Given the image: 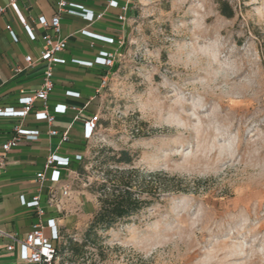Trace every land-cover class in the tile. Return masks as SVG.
Wrapping results in <instances>:
<instances>
[{
	"label": "rangeland",
	"instance_id": "rangeland-1",
	"mask_svg": "<svg viewBox=\"0 0 264 264\" xmlns=\"http://www.w3.org/2000/svg\"><path fill=\"white\" fill-rule=\"evenodd\" d=\"M222 2L233 18L221 15ZM133 7L100 99L83 173L75 172L65 190L70 202L61 211L66 226L56 263L201 264L214 251L212 264H264V0H134ZM218 37L221 60H238L242 71L230 81L217 80L218 89L237 86L207 95L198 115L215 110L216 122L236 137L237 147L218 161L213 153L207 168L181 171L182 153L195 150L204 137L165 121L179 116L195 123L188 113L205 95L198 81L216 65L208 58L189 63V56ZM252 72L254 84L241 86ZM120 150L132 155L131 165L106 161ZM117 169L137 170L138 183L150 179L159 199L112 229L97 230L96 243L77 258L69 248L82 243L93 214L73 199L86 198L87 205L95 197V212L97 196L88 188L113 179Z\"/></svg>",
	"mask_w": 264,
	"mask_h": 264
},
{
	"label": "crops",
	"instance_id": "crops-1",
	"mask_svg": "<svg viewBox=\"0 0 264 264\" xmlns=\"http://www.w3.org/2000/svg\"><path fill=\"white\" fill-rule=\"evenodd\" d=\"M57 2L16 0L15 10L7 0H0V110H20L18 100L36 92L43 83L45 64L36 62L28 66L25 62L26 57L36 61L42 50V36L47 31L40 26L39 19L50 20L58 15L60 31L53 40L65 42L64 50L56 54L64 63L52 67L54 86L46 109L37 101L25 117L0 116V160L4 163L0 172V231L24 239L39 220L37 210L30 206L37 198L43 211L40 219L45 238H50V222L59 233V240L51 242L56 249L66 226L61 211L70 202L65 190L92 139L85 137L84 123L96 116L110 72L93 62L100 53L118 55L135 16L134 0H69L70 6L63 12H58ZM112 2L116 6H111ZM17 68L21 69L18 73ZM42 112L54 116L52 125L37 117ZM15 126L36 137L24 139L4 153L2 146L15 136ZM51 130L57 136L51 137ZM62 134H67L66 142H61ZM50 156L68 160V166L45 169ZM77 157L81 160L77 161ZM40 172L44 175L41 182L36 177ZM90 197L93 200L88 199L87 205L86 198L73 200L83 212L88 206V214L92 215L96 200ZM10 244L0 237V264H24L27 252L16 244L8 251ZM52 264H57L56 259Z\"/></svg>",
	"mask_w": 264,
	"mask_h": 264
},
{
	"label": "built area",
	"instance_id": "built-area-1",
	"mask_svg": "<svg viewBox=\"0 0 264 264\" xmlns=\"http://www.w3.org/2000/svg\"><path fill=\"white\" fill-rule=\"evenodd\" d=\"M8 4L16 10V0H7ZM111 6H116V3L112 2ZM70 6L69 0H58L57 2V9L58 12H63L64 9ZM2 12V9H0ZM68 13L74 14V12L69 11ZM85 17V16H84ZM40 26L47 31L42 36V50L39 54V57L36 61H32L30 57L25 58V62L28 66H32L36 62L44 63L45 70H44V77L43 83L41 87L29 96L22 97L18 100L19 105L21 106L20 110L14 109H6L0 110V116L3 117H25L27 116L33 107L35 102H40L44 108L46 109L47 100L51 92L53 91V72L52 67L55 64H63L64 60H61L56 57V54L62 52L65 48L64 41H55L53 38L59 34L60 31V23H59V16L55 15L50 20H45L44 18L39 19ZM7 31L11 38L16 41V37L13 32L7 27ZM116 59V55L109 54V53H100L93 62L95 65H99L108 69H111L114 65ZM76 64L83 65V66H91V63H80L75 62ZM21 69H16L15 72H20ZM105 82L103 81V85ZM40 119L45 120L49 125H52L54 122V116L47 114L46 112H42L37 116ZM97 116L92 117L91 119L87 120L84 123V135L87 139H90L94 136V132L97 126ZM13 132L15 136L8 142H6L2 146V151L4 153L10 151L11 149L16 148L20 142L24 139H35V135L31 134L30 132L23 130L20 126H15L13 128ZM51 137L57 136V132L55 130H51L49 132ZM67 141V134L61 135V142ZM77 161H80L81 158L77 157ZM3 161L0 160V172L3 167ZM59 166H68V160H58L55 156H50L47 158L44 168L48 169L49 167H54L55 169ZM37 179L41 182L44 179L43 172L37 174ZM31 207H34L37 211V215L39 220L34 224L32 231L26 235L24 239H18L13 235L6 234L0 231V237L6 238L10 241V245L7 247L8 251L13 249V245L16 244L21 249L27 252V255L23 258L24 264H51L55 248L52 246V241L59 240V233L56 230L55 226L52 223H49L50 227V238H45L43 234V223L41 221V216L43 215V211L39 207L38 199L35 198L30 203Z\"/></svg>",
	"mask_w": 264,
	"mask_h": 264
},
{
	"label": "clouds",
	"instance_id": "clouds-1",
	"mask_svg": "<svg viewBox=\"0 0 264 264\" xmlns=\"http://www.w3.org/2000/svg\"><path fill=\"white\" fill-rule=\"evenodd\" d=\"M197 25L203 26V18L197 21ZM221 48L220 38L209 44L205 48L194 50L189 56V63L193 61V58H208L211 64L216 65L215 70L210 71L207 77L198 81V91L204 93L195 103L192 105V111L188 113L195 123L189 124L182 120L179 116H170L165 124L177 129H183L185 132L191 131L197 134V136H203L204 142L201 143L195 150H189L182 153L183 161L179 165L181 171L191 170L193 172L199 171L203 165L207 168V164L204 162H211L213 153H217L216 160L218 161L221 157L231 156L236 147V137H228L227 130L223 129L220 124L216 122L215 110L213 113H209L205 117L198 115L199 112L203 111L206 105V96L214 94L217 91L230 90V88L236 87L237 85H228L227 83L223 88L218 89L216 87L217 80L223 78L225 81H230L234 77L238 76L242 67L238 60L226 58L221 60ZM187 66V65H186ZM256 73L252 72L247 77L240 81L241 86H251L254 84ZM195 87V86H194ZM177 104H181L182 100L178 99ZM183 111V109H182ZM207 121V123H205ZM223 141V142H220ZM151 147V145H146ZM179 239V237H177ZM216 252H209L204 257L201 264H212L216 259Z\"/></svg>",
	"mask_w": 264,
	"mask_h": 264
},
{
	"label": "trees",
	"instance_id": "trees-1",
	"mask_svg": "<svg viewBox=\"0 0 264 264\" xmlns=\"http://www.w3.org/2000/svg\"><path fill=\"white\" fill-rule=\"evenodd\" d=\"M220 12L227 19L233 18L232 8L227 2L221 3ZM107 160L115 166L124 167L132 164L133 157L128 151L120 150L113 153ZM82 161L76 169L79 175L83 173ZM114 173L113 179L106 178L99 183H94L87 190L90 194L97 196L98 208L92 215L82 243H74L69 248L71 255L77 258H80L79 256L86 245H94L96 243L97 230H110L117 223L125 221L140 211L149 208L159 199V195L156 194L157 188L152 186L150 179L146 183L137 182L136 177L139 174L137 170L117 169ZM60 252L59 249L55 248L51 264Z\"/></svg>",
	"mask_w": 264,
	"mask_h": 264
}]
</instances>
